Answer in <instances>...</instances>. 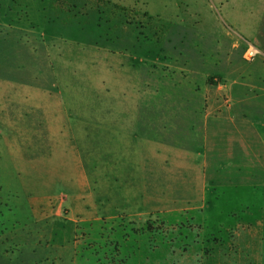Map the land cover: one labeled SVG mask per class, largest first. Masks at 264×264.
Wrapping results in <instances>:
<instances>
[{
    "label": "rangeland",
    "instance_id": "obj_1",
    "mask_svg": "<svg viewBox=\"0 0 264 264\" xmlns=\"http://www.w3.org/2000/svg\"><path fill=\"white\" fill-rule=\"evenodd\" d=\"M121 68L210 116L201 169L106 168ZM0 264H264V0H0Z\"/></svg>",
    "mask_w": 264,
    "mask_h": 264
},
{
    "label": "crops",
    "instance_id": "obj_2",
    "mask_svg": "<svg viewBox=\"0 0 264 264\" xmlns=\"http://www.w3.org/2000/svg\"><path fill=\"white\" fill-rule=\"evenodd\" d=\"M25 56L30 57L29 53ZM122 68L115 73L107 71L110 79L104 87L108 92L104 129L108 139L106 168L115 171L126 165L154 164L164 156L173 157L175 164L196 162L201 169L213 121L210 116L194 110L187 99L147 88L137 79L130 81L124 72L127 69ZM25 86L28 85L16 82L12 88L22 90ZM198 123L202 124L196 127ZM201 128V137H197L198 133L192 139L186 136ZM118 138L123 140L120 149L115 148Z\"/></svg>",
    "mask_w": 264,
    "mask_h": 264
},
{
    "label": "built area",
    "instance_id": "obj_3",
    "mask_svg": "<svg viewBox=\"0 0 264 264\" xmlns=\"http://www.w3.org/2000/svg\"><path fill=\"white\" fill-rule=\"evenodd\" d=\"M260 51L256 49L254 46L250 45L246 48L244 52V59L248 62L253 61L258 55Z\"/></svg>",
    "mask_w": 264,
    "mask_h": 264
}]
</instances>
